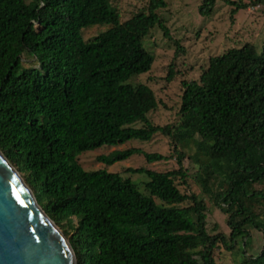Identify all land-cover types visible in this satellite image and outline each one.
I'll return each mask as SVG.
<instances>
[{"label": "trees", "instance_id": "trees-1", "mask_svg": "<svg viewBox=\"0 0 264 264\" xmlns=\"http://www.w3.org/2000/svg\"><path fill=\"white\" fill-rule=\"evenodd\" d=\"M244 1L199 0L196 12L208 17L222 2L231 18L264 7V0ZM110 2L0 0V154L76 264H214L219 245L225 252L238 240L245 246L247 228L263 244L241 263L264 264V217L256 212L264 205V46L258 53L245 43L209 57L197 80L180 81L178 122L153 126L146 118L157 106L153 92L130 81L150 69L142 45L149 32L157 27L169 39L157 14L165 0H148L145 12L122 22ZM93 26L105 29L83 40ZM23 54L35 66H23ZM167 71L169 81L172 64ZM155 135L169 139L173 156L126 148L96 158L110 166L134 154L145 163L172 157L175 170L125 169L146 177L145 195L128 177L77 163L83 152ZM176 143L192 144L194 181L226 215L227 236L208 234L204 202L174 183L186 186Z\"/></svg>", "mask_w": 264, "mask_h": 264}, {"label": "rangeland", "instance_id": "rangeland-1", "mask_svg": "<svg viewBox=\"0 0 264 264\" xmlns=\"http://www.w3.org/2000/svg\"><path fill=\"white\" fill-rule=\"evenodd\" d=\"M147 1L111 0L110 5L117 12L119 21L122 22L139 11L145 12ZM165 3V8L159 10L157 14L164 22L169 39L164 37L157 27L149 32L142 45L153 58L150 69L147 73L136 76L130 81L133 84H144L153 92L157 106L146 115L148 122L153 126L175 125L178 122L180 81L197 80L209 57L230 48H239L245 43L252 45L258 53L264 46V7L260 5L238 10L230 18V8L222 2L215 3L213 11L208 17L197 15L196 9L199 0H165ZM104 29V26H93L82 30L81 36L83 40H88ZM21 60L23 66H35L26 54L22 55ZM170 64H172V70L175 73L168 81L166 76ZM140 126L141 124L138 123L133 125L136 128ZM126 148H136L145 153H158L163 156L172 154L169 139L155 135L148 142L130 140L115 147L102 146L92 151H86L79 154L76 160L85 171L104 169L110 173H118L123 178L128 177L136 189L144 195L146 192L143 183L147 180L146 177L143 174L126 173V168H142L160 173L176 169L172 157L166 161L145 163L140 155L134 154L110 166L96 161L99 156ZM176 150L184 154L182 166L186 170V186L183 187L177 183V179L174 180L178 190L183 194L194 193L198 199L204 202L208 234L221 233L227 236L226 215L209 203L206 195L201 193L194 181L197 167L191 161L192 144L176 143ZM257 188H262V186ZM154 202L160 204L157 200ZM189 204L190 202L185 201L179 206ZM256 212L260 217H264V205L257 206ZM247 230L249 235L244 247L239 240L231 252L223 251L220 245L216 247L214 264H242L243 254L253 257L259 253L263 244L260 233L251 228H247Z\"/></svg>", "mask_w": 264, "mask_h": 264}, {"label": "water", "instance_id": "water-1", "mask_svg": "<svg viewBox=\"0 0 264 264\" xmlns=\"http://www.w3.org/2000/svg\"><path fill=\"white\" fill-rule=\"evenodd\" d=\"M0 264H76L66 239L1 154Z\"/></svg>", "mask_w": 264, "mask_h": 264}]
</instances>
